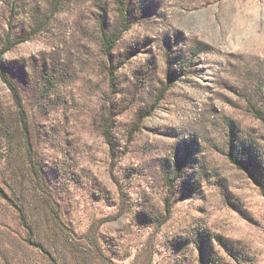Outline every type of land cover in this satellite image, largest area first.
<instances>
[{
    "label": "rangeland",
    "instance_id": "1",
    "mask_svg": "<svg viewBox=\"0 0 264 264\" xmlns=\"http://www.w3.org/2000/svg\"><path fill=\"white\" fill-rule=\"evenodd\" d=\"M16 155L100 264H264V0H0V264H51Z\"/></svg>",
    "mask_w": 264,
    "mask_h": 264
},
{
    "label": "trees",
    "instance_id": "2",
    "mask_svg": "<svg viewBox=\"0 0 264 264\" xmlns=\"http://www.w3.org/2000/svg\"><path fill=\"white\" fill-rule=\"evenodd\" d=\"M110 43L112 44V41L105 42V47H110L108 45ZM9 86L18 107L21 108L16 89L11 84ZM14 160L11 173L14 178H21L19 181L13 179L14 188L22 193V200L24 199V202L20 201V206L15 208L18 209L22 226L30 234V237L37 241V245L34 246L30 243L28 247L45 252L51 264H100L102 260H105L94 237L90 240L89 245L95 249H87L82 244L84 238L75 233L61 219L58 206L44 184L41 171L33 159H29L27 165L21 163L20 157L17 155ZM0 194L7 201L12 202L5 197L1 188ZM41 220H45V226H47L45 233H42L39 226Z\"/></svg>",
    "mask_w": 264,
    "mask_h": 264
}]
</instances>
